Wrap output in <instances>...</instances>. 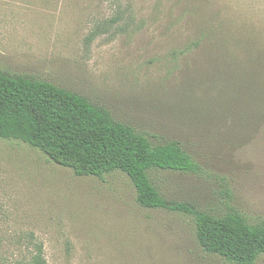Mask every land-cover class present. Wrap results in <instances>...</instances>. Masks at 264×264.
Masks as SVG:
<instances>
[{
	"label": "rangeland",
	"instance_id": "374dc122",
	"mask_svg": "<svg viewBox=\"0 0 264 264\" xmlns=\"http://www.w3.org/2000/svg\"><path fill=\"white\" fill-rule=\"evenodd\" d=\"M199 14L264 45V0H0V70L81 95L153 145L180 142L200 169L152 172L164 198L264 225V86L227 75L236 50L180 51ZM136 196L122 172L79 177L0 140V264H29L38 245L47 264H234L202 249L191 216Z\"/></svg>",
	"mask_w": 264,
	"mask_h": 264
},
{
	"label": "trees",
	"instance_id": "16d2710c",
	"mask_svg": "<svg viewBox=\"0 0 264 264\" xmlns=\"http://www.w3.org/2000/svg\"><path fill=\"white\" fill-rule=\"evenodd\" d=\"M196 19L202 21V27L180 51L194 50L203 44L211 45L213 51L217 47L236 50L239 55L231 56L229 69L224 71L231 79L252 81L250 84L254 83L256 89H262L264 45L258 37L234 31L231 24L208 22L200 14L193 18ZM117 21L119 18L113 20ZM0 140L26 143L79 177L126 174L141 207L191 216L197 241L207 253L234 264H255L264 255V225L250 223L236 210L218 217L162 196L152 181V172L189 174L200 169L180 142L153 145L146 136L116 121L107 109L81 95L0 70ZM29 264H47L41 246H37Z\"/></svg>",
	"mask_w": 264,
	"mask_h": 264
}]
</instances>
